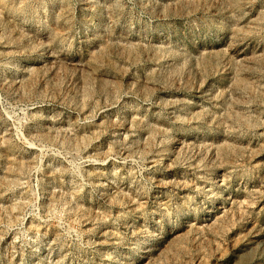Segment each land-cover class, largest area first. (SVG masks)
Wrapping results in <instances>:
<instances>
[{"label":"rangeland","instance_id":"obj_1","mask_svg":"<svg viewBox=\"0 0 264 264\" xmlns=\"http://www.w3.org/2000/svg\"><path fill=\"white\" fill-rule=\"evenodd\" d=\"M0 264H264V0H0Z\"/></svg>","mask_w":264,"mask_h":264}]
</instances>
